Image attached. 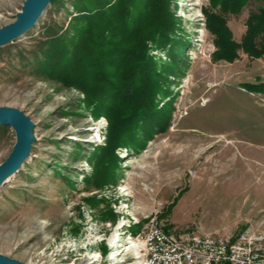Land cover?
Instances as JSON below:
<instances>
[{
  "label": "rangeland",
  "instance_id": "374dc122",
  "mask_svg": "<svg viewBox=\"0 0 264 264\" xmlns=\"http://www.w3.org/2000/svg\"><path fill=\"white\" fill-rule=\"evenodd\" d=\"M23 1L0 0V26ZM74 1H51L0 47V106L22 111L34 134L29 156L0 186V254L24 264H149L151 225L175 237L264 235V89L250 87L264 86V54L239 48L221 58L209 28L217 15L241 42L264 0H167L178 48L174 57L152 51L158 68L172 65L165 90L121 135L106 168V116L34 63L42 42L73 30ZM14 142L0 125V163Z\"/></svg>",
  "mask_w": 264,
  "mask_h": 264
},
{
  "label": "trees",
  "instance_id": "16d2710c",
  "mask_svg": "<svg viewBox=\"0 0 264 264\" xmlns=\"http://www.w3.org/2000/svg\"><path fill=\"white\" fill-rule=\"evenodd\" d=\"M73 6V30L42 42L34 63L37 73L82 90L95 117L106 116L107 143L99 152L106 168L115 161L121 135L135 131L148 112L156 110L157 94L165 90L172 65L158 68L152 51L168 49L174 57L176 19L167 0H75ZM209 20L219 57L231 61L239 48L255 57L264 54V10L249 18L241 42L231 38L219 16Z\"/></svg>",
  "mask_w": 264,
  "mask_h": 264
},
{
  "label": "built area",
  "instance_id": "2783aa9c",
  "mask_svg": "<svg viewBox=\"0 0 264 264\" xmlns=\"http://www.w3.org/2000/svg\"><path fill=\"white\" fill-rule=\"evenodd\" d=\"M144 242L149 264H264V235L249 229L234 238L212 233L175 237L151 225Z\"/></svg>",
  "mask_w": 264,
  "mask_h": 264
},
{
  "label": "water",
  "instance_id": "95a60500",
  "mask_svg": "<svg viewBox=\"0 0 264 264\" xmlns=\"http://www.w3.org/2000/svg\"><path fill=\"white\" fill-rule=\"evenodd\" d=\"M53 0H24L13 21L0 26V47L23 35L36 24ZM0 125L10 127L15 142L8 156L0 163V186L14 174L30 154L34 141L33 123L22 111L0 106ZM0 264H24L0 254Z\"/></svg>",
  "mask_w": 264,
  "mask_h": 264
},
{
  "label": "bare ground",
  "instance_id": "6f19581e",
  "mask_svg": "<svg viewBox=\"0 0 264 264\" xmlns=\"http://www.w3.org/2000/svg\"><path fill=\"white\" fill-rule=\"evenodd\" d=\"M248 160V159H247ZM251 162V161H250ZM207 172V171H206ZM216 173H218V171L216 172ZM256 191V190H255ZM84 263V261L83 260H81V259H78V261H76L74 264H83Z\"/></svg>",
  "mask_w": 264,
  "mask_h": 264
}]
</instances>
